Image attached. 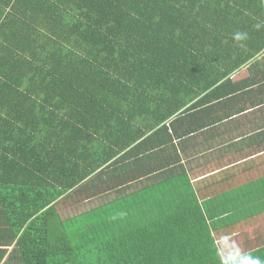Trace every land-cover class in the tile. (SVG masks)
Instances as JSON below:
<instances>
[{"label": "trees", "instance_id": "16d2710c", "mask_svg": "<svg viewBox=\"0 0 264 264\" xmlns=\"http://www.w3.org/2000/svg\"><path fill=\"white\" fill-rule=\"evenodd\" d=\"M257 56L264 0H0V264H264V247L237 253L207 233L160 157L195 83ZM101 194L112 200L58 216ZM169 197L183 221L161 216Z\"/></svg>", "mask_w": 264, "mask_h": 264}, {"label": "crops", "instance_id": "0c3cea01", "mask_svg": "<svg viewBox=\"0 0 264 264\" xmlns=\"http://www.w3.org/2000/svg\"><path fill=\"white\" fill-rule=\"evenodd\" d=\"M255 63L256 69L246 68ZM208 74L202 77L200 85L195 83L191 88L190 92L197 94L189 100L188 111L180 114L173 128H169L171 142L167 141L160 157L170 162L164 170L174 167L175 173L180 174L182 186L187 188L189 182L197 202L192 211L203 213L207 233H212L219 245L229 249L228 239L235 242L239 233L241 236L237 237L242 239L246 252L257 250L264 247V56H257L241 70L229 72L210 88L203 85L209 84L216 73L208 71ZM173 121H167L166 126ZM156 129L145 130L150 143ZM167 139V135L161 137ZM163 177L167 174L163 173ZM175 182L172 179L171 185ZM136 183L132 182L122 195L141 187ZM146 185L152 182L147 180ZM93 199H73L59 204L58 216L70 219L112 200L107 198L92 206ZM180 199L161 200L163 219L167 216L170 222L183 221L180 204L184 207L185 202ZM84 204L89 207L84 211L62 213ZM13 214L17 215V211ZM1 220L0 232L1 227L3 231L11 222L4 217Z\"/></svg>", "mask_w": 264, "mask_h": 264}, {"label": "rangeland", "instance_id": "374dc122", "mask_svg": "<svg viewBox=\"0 0 264 264\" xmlns=\"http://www.w3.org/2000/svg\"><path fill=\"white\" fill-rule=\"evenodd\" d=\"M96 183H98V182H96ZM97 189H101L100 188V186L97 184L96 186H95ZM9 194H10V191L9 190H7V197L9 196ZM103 197H105L104 199H102V200H99V198H103ZM108 197L106 196V195H104V194H101V195H99V197H96V198H94L92 201H93V204H92V206H95L96 204H98V203H100L101 201H104V200H106ZM8 200H11V198L10 199H8ZM85 205V204H84ZM78 206V207H74V210H69V209H65L64 211H62V213H64V214H71V213H79L80 211H84L86 208H89L88 207V204L87 205H85V206ZM84 207V208H83ZM1 233V232H0ZM2 233H5V232H2ZM237 236H241V234H239L238 233V235ZM236 236V238H237V240L234 242H231L230 243V248H231V250L232 251H234V252H239V253H245L246 251H245V245H244V243H242V239L240 238V237H237ZM256 245V244H255ZM253 248H255V246L253 247ZM236 253V254H237Z\"/></svg>", "mask_w": 264, "mask_h": 264}, {"label": "clouds", "instance_id": "9594fccd", "mask_svg": "<svg viewBox=\"0 0 264 264\" xmlns=\"http://www.w3.org/2000/svg\"><path fill=\"white\" fill-rule=\"evenodd\" d=\"M259 27V25H257ZM246 37V33H240L237 32L234 34V39L241 40ZM238 264H262L261 260L259 258H253L251 256H244L240 259Z\"/></svg>", "mask_w": 264, "mask_h": 264}]
</instances>
